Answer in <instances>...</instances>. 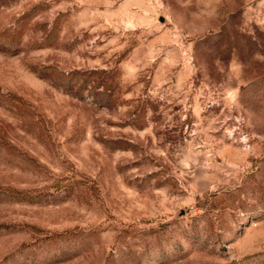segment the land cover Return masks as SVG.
<instances>
[{"label": "rangeland", "instance_id": "374dc122", "mask_svg": "<svg viewBox=\"0 0 264 264\" xmlns=\"http://www.w3.org/2000/svg\"><path fill=\"white\" fill-rule=\"evenodd\" d=\"M0 264H264V0H0Z\"/></svg>", "mask_w": 264, "mask_h": 264}]
</instances>
